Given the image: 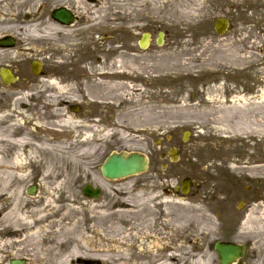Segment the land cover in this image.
<instances>
[{
	"label": "rangeland",
	"instance_id": "1",
	"mask_svg": "<svg viewBox=\"0 0 264 264\" xmlns=\"http://www.w3.org/2000/svg\"><path fill=\"white\" fill-rule=\"evenodd\" d=\"M46 3L53 9L68 6L81 21L87 20V28L77 35V43L96 44L95 48H99V41L104 40L101 34L110 36V43H113V35L117 31L124 32L129 48L140 54L130 53L126 63L136 67L140 79L152 74L160 76L157 88L149 85L151 87H147L143 95L137 94L142 96L139 100L133 99L135 105L128 114H125L126 108L118 111L122 124L134 127L129 122H138L144 126L136 125L137 131L149 127L153 133L150 136L147 130L139 131V139L135 141L127 132L120 133L118 143L126 145L120 150L149 154L152 166L145 176L127 180L128 183L119 186L130 187L132 195H137L139 188L149 182L161 186L146 194H164L166 190L171 196L185 198L190 194L185 196L176 189L185 178L192 177L195 183L190 193L200 195L208 215L216 222L207 246L213 263L220 264L215 244L228 241L246 247L244 258L237 264H264V0H0V23L5 18L35 15L40 5ZM221 18L231 20L229 33L222 39L215 36L214 28L216 20ZM14 23L12 21L11 31L4 32L5 36L17 37L22 48L28 49L27 57L39 60L48 51L59 53L57 41H50V47L45 49L44 42L39 39L18 37L17 34L25 36L30 30L24 31ZM0 29V33L5 30L2 25ZM160 32L165 33L166 41L158 48L155 39ZM142 33H151L153 41L151 51L145 53L136 48ZM66 53L69 56L70 50ZM148 53L151 55L146 59ZM176 57L190 64L176 66L171 61L173 58L176 62ZM63 59H67L66 54ZM146 63H152L151 67L143 66ZM135 85L130 88L142 89L141 85ZM253 90L255 93L248 94ZM116 94L127 96L131 93L126 90ZM1 97L4 96L0 92ZM114 98L112 95V100L120 102ZM38 102L39 107L33 105V108L45 109L50 116H56L55 110L59 112L55 101L41 99ZM247 124L254 132L246 129ZM163 130L168 136L163 135ZM186 131L192 136L184 145L182 139ZM172 133L175 135L168 139ZM178 145H181V153H178L182 154L179 162L161 159L162 154ZM9 148L6 151L13 150ZM6 151L2 153L4 156ZM58 151L43 150L50 160L25 158L26 169L21 175L34 180L21 187L24 200L34 202L45 192L41 180L45 170L37 173L32 167L34 164L61 162L69 170L72 166L74 175H82L85 171L93 173V180L98 182L100 174L91 166L101 165L105 156L96 157L92 164L77 161L73 164L71 158L58 155ZM164 165L165 170L162 169ZM249 169L252 174L245 171ZM86 185L101 190L95 184H88L86 179L69 188L81 203L107 204L111 201L112 197L105 191H101L98 200L85 198ZM106 186L116 187L114 183ZM29 187H36L35 196L28 195ZM56 198L54 194L51 200L56 201ZM184 203L189 205L190 202ZM225 213L233 217L230 226L223 222ZM251 218L253 225L247 226Z\"/></svg>",
	"mask_w": 264,
	"mask_h": 264
},
{
	"label": "bare ground",
	"instance_id": "2",
	"mask_svg": "<svg viewBox=\"0 0 264 264\" xmlns=\"http://www.w3.org/2000/svg\"><path fill=\"white\" fill-rule=\"evenodd\" d=\"M3 21H1L0 25L5 28L2 32L4 34L2 36H5L6 33L4 32H7L6 30L11 31V23L14 20L5 18ZM83 21L87 22L86 19H83ZM14 24L16 25L17 22ZM61 24L55 27L51 33H39L38 30H32L30 27L27 29L30 30L27 35L21 36L22 34H17V36L26 40L28 38L31 40L36 38V40L39 39L41 42H43L44 38L47 41L56 42V38L62 36L64 48L58 47V51L60 50L59 61L53 65L57 69L62 67L70 69L80 62V58H83L85 56L84 53L88 52L86 51L87 49L96 47V44L77 43V35H81L84 29L78 28L74 30L72 23H68V25ZM162 33L164 34V32ZM145 34L151 37V33H142L141 36ZM51 37L54 38L52 39ZM220 38L222 39L224 36H220ZM14 39L15 44L13 47L0 48V71L9 68L16 70L18 73L20 68L26 67L35 60V58L27 57L28 49L22 48V42L18 43L17 37H14ZM149 41L147 48H142L139 45L138 50L142 53L149 50L152 44L150 38ZM155 41L158 48L164 46L163 44L161 46L158 45L157 38ZM66 52H68L69 56ZM133 52H135L134 55L140 56L136 51ZM65 54L67 63H64L65 60H63ZM150 55L148 53L145 58L149 59ZM11 56L16 59L12 60ZM179 59L180 57H176V62L173 58L171 61L179 67L190 64L188 61L184 64ZM116 63L118 65L115 66L117 72L115 71L114 74L108 75L107 78L101 76L99 80H96L100 94L93 91L92 97H85L90 104H88L89 107H86L84 115L93 117L97 106H100L97 105L98 102H101L103 109H105V106L114 111L117 119L115 125L119 129L118 134L121 135L120 133L127 132L130 137H134L135 141L139 139L140 132L143 133L146 130L151 132L150 128L144 127L141 131H137L135 126L140 125L138 122H129L134 127H128V124L125 123L122 124L119 120L118 111L122 112L126 108L125 114H128V110L135 105L133 99L139 100L147 87L154 86L157 88L160 76L152 74L147 79L145 77L140 79V75L136 72V67L133 64L130 67L123 60L121 63ZM151 64L146 63L143 66L151 67ZM41 71L39 75L32 74V76H27L26 74L24 78L27 79L28 84H14L12 88L9 87L11 85L5 86L9 87V90L4 89L5 91L0 88V92L4 96L0 98V104L7 108L8 104L12 103L10 110L7 109L6 111L9 115L4 118L0 117V121L3 119L8 122L9 126L5 129L8 130V133L11 128H14V123L17 121V118L13 115L18 112L15 107L17 105L15 100H18L16 98L21 95V99L18 100L19 105L20 103L31 102L33 98L24 92L30 89L33 83L46 84V81L41 80ZM87 81L88 83H94V78L91 76ZM104 82L106 83L103 85ZM50 83H53V81ZM132 84H136L135 86L141 85L142 89L132 90L130 88ZM126 90L131 94L127 96L120 94L117 96L116 93H122ZM73 91L76 92L77 89ZM40 93L46 96L40 97L38 100L44 99L56 102L59 112L55 110L56 116H53L59 118L60 124L64 125L60 128H70L74 132L79 130L80 117L71 115L61 108H65L64 105L67 102L80 101L81 99L78 96L72 94L70 95L71 97L49 96L47 95L49 93L48 90H43ZM138 93L142 95L139 96L137 95ZM112 95H115L114 99H120V102L117 103L112 100ZM128 96L129 99L126 98ZM0 113H4V111L0 110ZM49 115L50 113L36 116L21 115V118L27 121V125L35 123L40 127L38 132L32 131L33 135L36 134L42 139L46 137L51 141L53 139L55 142L48 143L43 139L37 144H33L34 142L25 134L17 139L12 137L14 133L12 136L0 135V264H7L10 260L18 259L25 264H214L213 256L208 252L207 246H209L208 241L213 234L214 228H216V222L208 215L205 204L199 197L200 195H194L189 192L190 195H186L188 197L176 198L171 196L166 190L164 194L157 195L151 192L146 194L150 190L157 191L156 187L159 186V184L153 186V183L149 184V182L143 184L145 187L139 188L140 192L137 195H132L133 190L130 187L123 189L119 186L123 185L127 180H135L137 177L145 176L146 172L137 173V175L126 177L125 179L110 180L102 177L101 166L103 163L101 165L97 164L91 166L92 170H98L100 174V179L97 182L93 180V173L85 171L82 175H74L72 166V170H69L68 166L66 164L63 165L61 162H48L41 164L42 166L34 164L32 167H35L37 173H40L42 169L45 170V174L41 177L45 192H41V197H38L34 202L27 199L24 200L21 187L27 182L34 180L28 175H21L23 173L22 170L26 169L24 167L26 157L32 158L33 161L50 160L47 159V155L43 150L53 152L59 149L58 155H65V158H71L70 162L73 164L75 161L92 164V160L96 158L94 154L84 149L85 143L69 145L65 142H60V140L69 139L68 137H70L71 133L51 131L47 124L42 123L48 119L47 116ZM143 126L140 125V127ZM246 129L249 132H254V128L249 124H247ZM54 136L58 139H54ZM9 146L13 147L14 151L11 159H7L2 154L4 148L10 149ZM120 148H126V145ZM24 149L30 151L24 152ZM72 151L73 153L71 154ZM121 151L124 154L138 152ZM11 162L13 163L12 165ZM250 170L245 171L252 174L253 171L250 172ZM85 179L88 184H95V186L97 185V187L101 188L102 192H108L112 197L111 201L107 204L102 202L94 204L95 201L81 203L74 191L69 188L84 182ZM107 183H114L116 187H104ZM137 186L140 187V185ZM134 187L135 185H133ZM54 194L57 196L56 201L51 200ZM186 201L190 202L189 205H185L186 203L184 202ZM253 221V218L248 219L246 225H253ZM223 222L230 226L233 223L232 215L225 213Z\"/></svg>",
	"mask_w": 264,
	"mask_h": 264
},
{
	"label": "flooded vegetation",
	"instance_id": "3",
	"mask_svg": "<svg viewBox=\"0 0 264 264\" xmlns=\"http://www.w3.org/2000/svg\"><path fill=\"white\" fill-rule=\"evenodd\" d=\"M68 7V6H67ZM57 8H51L50 5H40V7L37 9L35 15H24L22 17H16V18H9L11 20H14L19 24V27L22 28V30H27L30 27L32 30H38L39 33H51L54 31V28L59 26L61 24L59 21H55L52 15V12L57 10ZM72 18L70 23H72V26L74 30H77L78 28L86 29L87 26L84 21H81V18L78 16V14H75L72 11ZM62 25V24H61ZM115 34V33H114ZM11 37L10 35L7 34V36H0V39H6L7 37ZM125 33L119 31L117 34L113 35V43H110L111 39L109 38L110 36L107 37V35L101 34V37L104 38V40L99 41V48L92 47L91 49H87V53H84V57L80 58V62L76 65L71 67L70 69L66 68H59L57 69L56 66L53 64L59 61L60 57V52L56 53L53 51H48L47 53H44L39 60H34L41 62V80L46 81V84H35L33 83L30 89L24 90L25 94H29V97L33 98L31 102L27 103H18V100L21 99V95L18 96L15 100V104H17L15 107L18 109V112L13 114L17 119L16 123H14V128H11V130L8 133L7 127L9 124L7 123H2L5 120L0 121V135H11L13 134V138L17 139L22 137V135L28 136V138L33 141V144H37L40 142V140H46L48 143H52L50 139H47L46 137H39L36 134H32V131H37L39 130L40 127L37 126V124L33 123L31 125H27V121L21 118V115L23 116H36V115H44L46 113H49V111L40 110L37 107L38 105V98H42L43 96H46L40 92L43 90H48L49 93L47 95L51 96H57V97H71L70 95H76L78 96L81 100L76 101V102H67L65 103V108L61 107L65 112L69 114H73L75 116L80 117L79 121V130L78 131H72L70 128H65L62 127L64 126L63 124H60L59 118L52 116H47V120H45L42 123H45L48 125V128L54 132L58 133H71L69 139H64L63 141L60 140V142H65L69 145L75 144V143H85V150H87L89 153L94 154L95 157H103L105 156L108 158L111 154L115 152H122L120 147L122 145L118 143L120 141V135L118 134L119 129L116 127V122L117 119L115 118L114 111L111 109H108L104 106L105 109L102 108L101 102H98L96 108V111L93 115V117H88L84 115V111L86 110V107H89L88 103L89 100H86L85 97H92L93 96V91H96L98 94H100L99 90L97 89L98 87V82L96 80H99L102 77L107 78L108 75L114 74L115 71L117 72V68L115 66H118L116 62L121 63L123 60L125 63L130 55V53H134V49L131 47L129 48L127 42H126V37L124 38ZM216 36V34H215ZM44 38V37H43ZM52 39L54 37H51ZM107 38V39H105ZM140 38L137 40L136 47L139 48V41ZM56 41L58 43V47L61 49L64 48V42H63V37L60 36L56 38ZM44 42V47L45 49H48L50 46V41L46 38L43 39ZM135 45V44H134ZM58 50V49H57ZM65 56V55H64ZM65 60L64 63H67V59ZM32 63V62H31ZM29 63L26 67L20 68L19 72L17 73L16 70L12 69L13 73L15 74L16 78L18 79V82L15 83V85H19L20 83H26L28 84L29 82L27 81L25 75L27 76H32L33 74V68L31 67L32 64ZM91 76L94 78V83H88L87 80L91 78ZM53 83H50L52 82ZM50 83V84H49ZM106 82L103 83V85ZM10 88L14 87V84L9 86ZM9 87H5L2 84V81L0 79V88L2 91L9 90ZM87 87V89H85ZM77 89L76 92L73 90ZM54 91V92H53ZM256 91V90H255ZM255 91H248V94H253ZM15 93V91H13ZM20 93V92H19ZM40 93V94H39ZM35 94V95H32ZM32 104V105H31ZM31 105V107H30ZM33 105H37L36 108H33ZM12 107V103L8 104L7 108L3 106V104H0V110L4 111V113H0V117L4 118L9 115V113H6L7 109L10 110ZM28 108V109H27ZM25 110V111H22ZM111 110V111H110ZM55 112V111H54ZM56 113V112H55ZM40 117V116H39ZM40 122V124H42ZM32 126V127H31ZM58 126V127H56ZM72 126V122H71ZM18 127V128H17ZM30 131V132H28ZM164 135L168 136L167 131H164ZM150 136H152V133L149 132ZM174 133L171 134V136L167 137L168 139H172V136ZM55 137V138H54ZM54 139H58L56 136H54ZM55 142V141H53ZM4 148V147H3ZM120 148V149H119ZM178 152L179 148L181 149V145L176 147ZM115 151H114V150ZM6 151V149H3ZM30 150L24 149V152H29ZM13 150L11 151H6V158L11 159L13 155ZM73 151L71 152V154ZM107 153V155H105ZM148 155L149 162L152 166V159ZM163 158L161 159H168V151L166 154H162ZM182 157V154L181 156ZM105 158V159H106ZM105 161V160H104ZM194 176V174H193ZM192 186L194 185V180L192 177H190Z\"/></svg>",
	"mask_w": 264,
	"mask_h": 264
},
{
	"label": "water",
	"instance_id": "4",
	"mask_svg": "<svg viewBox=\"0 0 264 264\" xmlns=\"http://www.w3.org/2000/svg\"><path fill=\"white\" fill-rule=\"evenodd\" d=\"M54 18L56 21H60L65 24V21L71 20V14L69 11H67L64 8L57 9L53 13ZM229 21L227 19L221 18L220 20L216 21L215 28L219 35H222L226 33L227 29L229 28ZM164 34L160 32L158 37V45L161 46L163 41ZM150 36L148 34L143 35L141 39V47L147 48L150 41ZM13 47L14 46V40L11 38H7L6 40H0V47ZM34 73L38 75L40 67L36 64L33 65ZM0 77L3 80L4 84H9L10 82H13V76L11 75V72L8 70H3L0 73ZM187 137L184 138L183 142L186 143ZM170 156L172 158V161H177V156L175 151L170 152ZM148 159L142 154L135 153V154H113L111 157H109L105 164L102 166V176L106 179L110 180H116V179H125L126 177H130L133 175H137V173H145L148 170ZM183 186L181 187V192L183 194H188L189 190V180H185L183 182ZM29 195H35L36 190L34 188L28 189ZM100 194L99 189L94 190L91 188V186L87 185L84 190V196L88 198L96 199L98 198ZM216 253H218L219 256V263L220 264H236L239 260L243 259L245 256V247L239 246L234 243H218L215 247ZM11 264H24L21 261H10Z\"/></svg>",
	"mask_w": 264,
	"mask_h": 264
}]
</instances>
